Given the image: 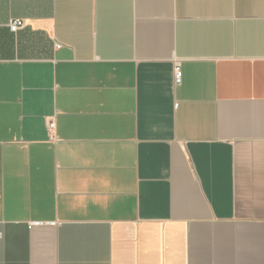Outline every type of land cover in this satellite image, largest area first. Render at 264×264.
<instances>
[{
	"label": "crops",
	"instance_id": "0c3cea01",
	"mask_svg": "<svg viewBox=\"0 0 264 264\" xmlns=\"http://www.w3.org/2000/svg\"><path fill=\"white\" fill-rule=\"evenodd\" d=\"M0 233V264H264V0H0Z\"/></svg>",
	"mask_w": 264,
	"mask_h": 264
},
{
	"label": "built area",
	"instance_id": "2783aa9c",
	"mask_svg": "<svg viewBox=\"0 0 264 264\" xmlns=\"http://www.w3.org/2000/svg\"><path fill=\"white\" fill-rule=\"evenodd\" d=\"M23 26H24V21L22 19H14V20L10 21V23H9V28L13 32H16L18 29H20ZM58 46H60V45H57V47ZM174 79H175V82H179L181 79V70L179 69V67H175ZM49 128L50 129L53 128V122L49 123ZM1 236L2 235L0 233V237Z\"/></svg>",
	"mask_w": 264,
	"mask_h": 264
}]
</instances>
